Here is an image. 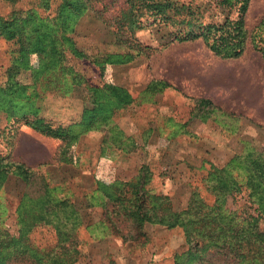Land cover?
Instances as JSON below:
<instances>
[{
	"label": "rangeland",
	"instance_id": "374dc122",
	"mask_svg": "<svg viewBox=\"0 0 264 264\" xmlns=\"http://www.w3.org/2000/svg\"><path fill=\"white\" fill-rule=\"evenodd\" d=\"M195 2L204 21H225L228 11ZM128 9L127 0H0V157L34 173L31 185L6 181L0 226L16 235L19 206L33 212L45 186L53 215V226L33 227L27 255L0 264H247L206 230L232 237L256 222L264 233V181L241 189L252 177L245 158L264 162V0H249V40L236 59L201 40L170 43L149 14L133 33ZM159 81L170 87L151 90ZM107 85L132 101L108 98L95 114ZM25 117L70 127L72 139L44 136ZM217 177L234 188L225 203Z\"/></svg>",
	"mask_w": 264,
	"mask_h": 264
},
{
	"label": "trees",
	"instance_id": "16d2710c",
	"mask_svg": "<svg viewBox=\"0 0 264 264\" xmlns=\"http://www.w3.org/2000/svg\"><path fill=\"white\" fill-rule=\"evenodd\" d=\"M204 4H215V7L222 8L228 11V15L222 24L206 22L203 19L202 6L197 4L195 0H127L129 6L128 11L124 15L128 20L127 27L133 33L141 29V18L144 14H149L155 17V21H160V24L169 29L170 43H191L196 41H203V43L209 48V50L216 56L224 59H236L242 56L245 51L246 44L249 40L248 33L245 29V15L248 10L249 0H205ZM122 43L133 48L130 41L122 39ZM139 45V46H138ZM138 48H143L138 44ZM150 50V48H145ZM130 56V55H129ZM115 58L114 62H123V56H112ZM170 85L167 82L159 81L152 84L151 90L162 91L169 88ZM102 95L98 93L97 99H104L105 101L96 103L100 106L95 110V114L99 112V115L105 113L107 99H117V103L125 104L132 101L131 96L124 89L116 87L114 85H107L101 90ZM199 106L201 108H215L213 103L209 100H200ZM24 124L36 132L51 137L54 139H60L64 142H68L72 139L73 132L70 127H58L53 128L52 125L45 123L44 121H30L28 118H24ZM248 171L252 174L251 179L246 185H242L247 190L254 191L256 188V182L258 180L264 181V162L258 158H254L253 155H249L245 158ZM218 172V171H217ZM222 172V171H219ZM10 176L20 177L23 181L31 185L34 178L32 170L25 165L12 162L9 158L0 157V191L4 187L6 181ZM216 182L219 183L221 190L223 191V203L226 202L228 196L233 193V187L228 179L216 178ZM44 187V192L40 198L34 201L35 210L24 208L25 204L22 203L18 208L19 225L21 228L18 233L14 235L12 230L0 226V260L6 258H13L18 255H27L28 249L27 241H29L28 235L32 232L35 225L43 224L50 225L52 214L47 211L49 200L47 199L48 192ZM138 191L141 192L140 189ZM264 193V187L261 190ZM138 199L137 216L141 223L148 220L146 214V205L144 203L143 192ZM29 195V194H28ZM253 193L250 194L252 198ZM264 198V197H263ZM264 202L263 199L261 201ZM66 205V203H62ZM222 207L214 210L211 209L212 214H219L217 211ZM48 213V214H47ZM65 218L62 213L56 216V227L59 228L63 224ZM53 226V224H51ZM55 226V225H54ZM251 229L244 230L242 233L238 232L235 236L229 237L226 232V228L216 225L213 228L207 229L208 237L212 243H219L224 247H231L232 253L236 252V258L247 264H264V233L255 231L258 230V224L250 222ZM60 229V228H59ZM247 234V235H246ZM245 235V236H244ZM241 236H244L240 238Z\"/></svg>",
	"mask_w": 264,
	"mask_h": 264
}]
</instances>
